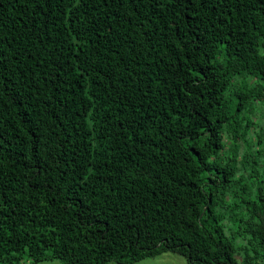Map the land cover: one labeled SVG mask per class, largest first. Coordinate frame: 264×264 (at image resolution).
I'll return each mask as SVG.
<instances>
[{
  "label": "trees",
  "instance_id": "16d2710c",
  "mask_svg": "<svg viewBox=\"0 0 264 264\" xmlns=\"http://www.w3.org/2000/svg\"><path fill=\"white\" fill-rule=\"evenodd\" d=\"M263 119L264 0H0V264H264Z\"/></svg>",
  "mask_w": 264,
  "mask_h": 264
},
{
  "label": "rangeland",
  "instance_id": "374dc122",
  "mask_svg": "<svg viewBox=\"0 0 264 264\" xmlns=\"http://www.w3.org/2000/svg\"><path fill=\"white\" fill-rule=\"evenodd\" d=\"M252 126L254 127V123H251V127ZM260 126L264 128V119L260 122ZM255 130L257 129L255 128ZM229 233L230 231L227 230V234ZM243 240L244 238L241 235L235 237L234 239L237 245L242 244ZM38 264H61V262L57 259H54V260H44V261L39 262ZM108 264H121V263L111 261ZM131 264H188V262L184 256L176 252L166 251V252H163L153 257H146L144 259L133 262Z\"/></svg>",
  "mask_w": 264,
  "mask_h": 264
}]
</instances>
